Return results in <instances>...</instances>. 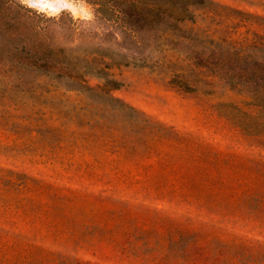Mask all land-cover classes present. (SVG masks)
Instances as JSON below:
<instances>
[{
	"label": "rangeland",
	"instance_id": "obj_1",
	"mask_svg": "<svg viewBox=\"0 0 264 264\" xmlns=\"http://www.w3.org/2000/svg\"><path fill=\"white\" fill-rule=\"evenodd\" d=\"M69 1L0 0V264H264V115L222 76L264 60V0L149 44Z\"/></svg>",
	"mask_w": 264,
	"mask_h": 264
},
{
	"label": "trees",
	"instance_id": "obj_2",
	"mask_svg": "<svg viewBox=\"0 0 264 264\" xmlns=\"http://www.w3.org/2000/svg\"><path fill=\"white\" fill-rule=\"evenodd\" d=\"M208 0H91L95 6V21H104V35H112L115 40H141L149 44L155 39L167 37V30L176 23L193 19L195 6ZM73 28L79 32L77 23L82 21L71 17ZM87 23H93L88 21ZM89 33L93 31L88 29ZM227 68L223 77L230 86L239 92L248 94L252 103L258 106L264 115V60L251 52L239 50L223 51ZM215 63V62H214ZM215 63L214 65H216ZM229 68L232 70H229ZM74 87L88 88L89 84L79 75L70 74Z\"/></svg>",
	"mask_w": 264,
	"mask_h": 264
},
{
	"label": "bare ground",
	"instance_id": "obj_3",
	"mask_svg": "<svg viewBox=\"0 0 264 264\" xmlns=\"http://www.w3.org/2000/svg\"><path fill=\"white\" fill-rule=\"evenodd\" d=\"M32 5L52 11H58L63 8L75 10V6L69 0H31Z\"/></svg>",
	"mask_w": 264,
	"mask_h": 264
}]
</instances>
